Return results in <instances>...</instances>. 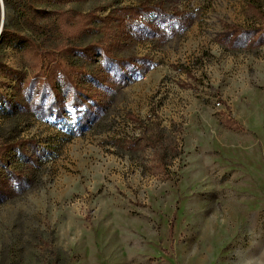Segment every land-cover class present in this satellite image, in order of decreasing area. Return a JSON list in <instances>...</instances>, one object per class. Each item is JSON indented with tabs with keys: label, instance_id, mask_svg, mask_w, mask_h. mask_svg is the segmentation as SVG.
Masks as SVG:
<instances>
[{
	"label": "rangeland",
	"instance_id": "374dc122",
	"mask_svg": "<svg viewBox=\"0 0 264 264\" xmlns=\"http://www.w3.org/2000/svg\"><path fill=\"white\" fill-rule=\"evenodd\" d=\"M8 1L0 264H264V0Z\"/></svg>",
	"mask_w": 264,
	"mask_h": 264
},
{
	"label": "trees",
	"instance_id": "16d2710c",
	"mask_svg": "<svg viewBox=\"0 0 264 264\" xmlns=\"http://www.w3.org/2000/svg\"><path fill=\"white\" fill-rule=\"evenodd\" d=\"M5 3H9V1L8 0H3ZM6 34H7V31H6V29H5V27L3 26L2 27V30H1V33H0V37H4V36H6Z\"/></svg>",
	"mask_w": 264,
	"mask_h": 264
},
{
	"label": "water",
	"instance_id": "95a60500",
	"mask_svg": "<svg viewBox=\"0 0 264 264\" xmlns=\"http://www.w3.org/2000/svg\"><path fill=\"white\" fill-rule=\"evenodd\" d=\"M0 4H1V8H2V5H3L2 4V0H0ZM2 27H3V14L1 15V19H0V33H1V30H2Z\"/></svg>",
	"mask_w": 264,
	"mask_h": 264
}]
</instances>
